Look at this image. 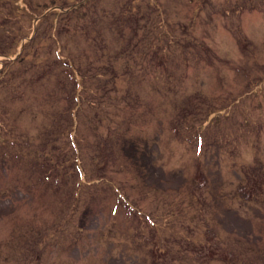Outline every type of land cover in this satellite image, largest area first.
<instances>
[{
  "label": "rangeland",
  "instance_id": "1",
  "mask_svg": "<svg viewBox=\"0 0 264 264\" xmlns=\"http://www.w3.org/2000/svg\"><path fill=\"white\" fill-rule=\"evenodd\" d=\"M88 1L0 0V264H264V0Z\"/></svg>",
  "mask_w": 264,
  "mask_h": 264
},
{
  "label": "trees",
  "instance_id": "2",
  "mask_svg": "<svg viewBox=\"0 0 264 264\" xmlns=\"http://www.w3.org/2000/svg\"><path fill=\"white\" fill-rule=\"evenodd\" d=\"M90 1V0H89ZM87 2V7H88V9H89V11H90V14H88L89 15V20L91 21L92 19L91 18H93V16H94V11H93V7L92 6H90L89 4L91 3V2ZM80 3H78V4H76V5H74V4H72V8L67 12V13H72V12H74V11H76L78 8H79V5ZM58 11H61L60 10V8H58ZM66 13V14H67ZM45 16V15H44ZM44 19V18H43ZM111 29H109V31H110ZM133 40H131V39H128V41H127V48L130 46V44H131V42H132ZM101 47V46H100ZM103 47H104V44H103ZM103 47H101V48H103ZM119 52L120 51H118L117 53L119 54ZM117 53L116 54H112L111 55V59L113 60L114 59V57H116V55H117ZM59 57V56H58ZM60 59H61V57H59ZM77 84V86L79 87V85H78V82L76 83ZM71 109H73L72 107H70L69 108V110H66V111H63V109H57V111H60V114L61 115H67V116H70V118H72V120H75V117H74V110H71ZM49 120H51V122H54L55 120H54V118H51V119H49ZM44 158L46 159L47 157L46 156H44ZM53 159H51V160H46L47 161V163H49V164H52V165H55L54 163L55 162H53L52 161Z\"/></svg>",
  "mask_w": 264,
  "mask_h": 264
}]
</instances>
